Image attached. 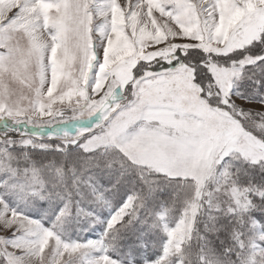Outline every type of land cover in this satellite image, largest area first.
<instances>
[{
	"label": "snow or ice",
	"instance_id": "6c2138e0",
	"mask_svg": "<svg viewBox=\"0 0 264 264\" xmlns=\"http://www.w3.org/2000/svg\"><path fill=\"white\" fill-rule=\"evenodd\" d=\"M0 264H264V0H0Z\"/></svg>",
	"mask_w": 264,
	"mask_h": 264
}]
</instances>
